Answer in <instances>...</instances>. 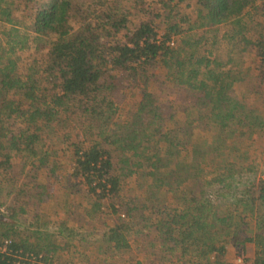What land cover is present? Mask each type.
Masks as SVG:
<instances>
[{"label":"trees","instance_id":"obj_1","mask_svg":"<svg viewBox=\"0 0 264 264\" xmlns=\"http://www.w3.org/2000/svg\"><path fill=\"white\" fill-rule=\"evenodd\" d=\"M27 1L22 10L28 11L32 30L41 36L54 34L55 39L46 56L39 63L36 60L38 67L24 73L4 56V48L0 50V184L23 193L28 185L17 187L16 181L28 165L31 189L41 187L36 183L41 175L46 188L51 179L63 178L60 155L71 158V175L81 179L92 199L84 216L99 214L102 200L108 199L114 222L102 233L103 251H121L128 247L135 209L120 198L117 165L119 161L126 164L127 152H132L141 161L138 166L146 162L145 169L149 167L145 176L155 182L173 178L183 197L173 208L150 207L155 231L169 244L167 250L177 246L182 256L190 254L199 263L222 264L217 261L229 242L241 248L249 242L255 248L253 264H264V179L244 183L233 200H225L236 174V165L227 162L228 157L234 160L243 155L236 153L240 150L236 132L264 129V117L253 114L246 102L232 94L236 78L231 67L224 68L215 58L194 56L191 40H171L180 33L174 23L164 21L165 32L159 34L158 14L130 28L126 14L117 12L119 7L111 0ZM251 1L196 0L199 25L230 23L243 29L242 11ZM10 11V4L0 0V17L8 21ZM241 39L256 47V84L247 92L264 97V36L254 42L242 34ZM158 72L163 74L157 84L162 98L182 99L185 103L178 102L177 111L191 116L186 124L192 129L184 133L187 145L182 143L180 148L165 127L175 114L169 104L172 100L158 99L151 83ZM119 96L130 114L115 124ZM69 119L75 127L60 134L59 128L70 126L65 125ZM198 125L206 127L207 138L199 140ZM207 150L215 158L210 162L212 171L204 174ZM180 151L192 164L174 162L171 169H163L181 157ZM181 170L189 174L181 178ZM9 209L11 218L19 214L16 208ZM19 209L20 214L25 211ZM1 224L0 264L47 262L59 249L43 231L31 230L20 237L13 223L0 215Z\"/></svg>","mask_w":264,"mask_h":264},{"label":"rangeland","instance_id":"obj_2","mask_svg":"<svg viewBox=\"0 0 264 264\" xmlns=\"http://www.w3.org/2000/svg\"><path fill=\"white\" fill-rule=\"evenodd\" d=\"M5 1L10 4L11 11L8 21L4 20L3 16L0 17V50L4 48V56L13 59L20 72L24 73L28 69H36L40 59L46 56L55 35L41 36L32 30V21L27 15L28 11L22 10L24 0ZM46 1L48 0H37L40 4ZM111 1H113L112 4L119 7L117 12L126 14L130 28L152 14L159 15L155 22L159 24V34L165 32L164 21L176 24L180 33L172 35L171 40H180V38L191 40L194 42L192 43L195 51L194 56L215 58L224 65V68L231 67L235 74L233 78H236L233 82L232 90L234 92L232 94L246 102L253 114L257 113L264 117V102L261 100L264 97L260 94L256 96L247 92V89L256 84L253 73L255 71L254 64L257 61L254 55L256 47L245 44L241 39L242 34L254 42L260 36H264V0H252L244 8L242 22L245 23V27L243 29L230 23L200 26L202 20L197 17L196 0ZM27 3L31 4L32 0L27 1ZM36 60H39L38 63H35ZM162 79L163 74L158 72L151 79V83L158 99L163 102L172 100L169 101V104L175 114L170 121L165 122V127L173 132L175 143L179 142L177 148H180L182 143L187 145V141H185L187 136L184 133L192 129L191 125L186 124L191 116L177 111L176 104L180 101L185 103L182 99L176 100L174 96L162 98V91L157 85ZM118 99L121 101L119 102V110L115 115V124L125 120L130 114L128 107L123 105V98L119 96ZM192 114L195 115L196 112L193 111ZM74 124L73 119L67 120L65 125L70 126L59 128L60 134L61 132H69V129L75 127ZM197 124L201 123L198 122ZM204 128L206 127L198 125V130H195L197 135H200L199 140L207 138L205 132L207 130ZM248 133H251L249 138H247ZM236 134V140L239 142L238 147H240L236 153L243 155L234 160L228 157L229 161L227 162L233 161L236 165V174L228 192L229 195L225 197L226 201L233 200V197L239 194V188L244 183L264 179V129L259 127L253 131L246 130V132L241 129ZM48 141L50 140H46V142ZM51 144V146L62 148V145ZM59 153L62 152L59 151ZM207 153L210 155L208 154V161L205 163L207 165L204 174L212 171L210 162L213 154L209 150ZM131 154L132 152H127L126 164L119 161L117 165V173L121 179L120 198L127 206L135 209L132 212L134 215L133 225L131 224L132 229L127 233L128 247L121 251H103L105 244L102 241V233L114 222V216L110 213L109 200H102L99 214L92 215L90 218L85 217L84 213L90 210L92 199L81 183V179L71 175L70 166L73 162L71 158H63L64 156L61 155L59 159L62 161V168H64L60 173L63 176L61 181L51 179L48 187L45 188L42 187L45 184L44 177L41 175L36 181L41 187L31 189L32 169L27 165L24 172L18 174L16 181L17 187L25 183L28 185L23 193L15 191L14 187H10V185L0 184V215L6 223H13L20 237H26L31 230L38 229L43 231L47 237L49 236L48 242L59 244V249L52 255L51 259L49 258L47 262L39 264H203L197 262V259L190 254L182 256L177 246L173 247L172 250L166 249L169 244L163 242L155 231V214L150 210V207L154 205L156 208L163 206L173 208L177 202L183 200V197L176 189V182L173 178L164 177L161 182L153 181L152 176L143 174L149 170V167L145 169L146 162L142 163V166H138L137 164L141 163L140 159ZM183 154L180 151L178 155L181 157H176L175 160L167 163L163 169H171L174 162L191 165L192 160L189 157L185 158ZM18 161V159L14 160L15 163ZM29 162L30 159L28 164ZM18 170L19 167L15 168V173H18ZM188 174L189 172L182 170L178 172L181 178ZM185 186L186 184H181V188H185ZM143 202L144 207L141 206ZM9 206L16 208V212L19 213L15 218L10 217ZM19 208H24L25 211L20 214ZM35 213L37 218L34 217ZM3 227L4 225L1 224L0 231L3 230ZM246 234L250 236L251 231L248 229ZM30 240L32 239L30 238ZM227 249L228 253L225 252L224 255L220 256L217 262L227 264L237 253L243 252L248 262L253 264L254 247L241 248L229 242L226 246Z\"/></svg>","mask_w":264,"mask_h":264},{"label":"built area","instance_id":"obj_3","mask_svg":"<svg viewBox=\"0 0 264 264\" xmlns=\"http://www.w3.org/2000/svg\"><path fill=\"white\" fill-rule=\"evenodd\" d=\"M8 243L7 240L4 241V245L1 246V250H5V245ZM210 259L213 260V255L210 256ZM18 264V262H17ZM227 264H251L248 262L246 256L243 254V252L237 253L232 260H230Z\"/></svg>","mask_w":264,"mask_h":264},{"label":"crops","instance_id":"obj_4","mask_svg":"<svg viewBox=\"0 0 264 264\" xmlns=\"http://www.w3.org/2000/svg\"><path fill=\"white\" fill-rule=\"evenodd\" d=\"M253 248L254 247V244L253 243H246L245 245H244V248ZM232 251H233V247H232ZM226 252L228 253V249L226 250Z\"/></svg>","mask_w":264,"mask_h":264}]
</instances>
